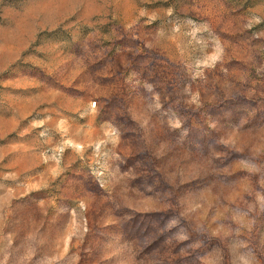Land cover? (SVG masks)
Returning a JSON list of instances; mask_svg holds the SVG:
<instances>
[{
  "label": "rangeland",
  "instance_id": "rangeland-1",
  "mask_svg": "<svg viewBox=\"0 0 264 264\" xmlns=\"http://www.w3.org/2000/svg\"><path fill=\"white\" fill-rule=\"evenodd\" d=\"M0 264H264V0H0Z\"/></svg>",
  "mask_w": 264,
  "mask_h": 264
}]
</instances>
